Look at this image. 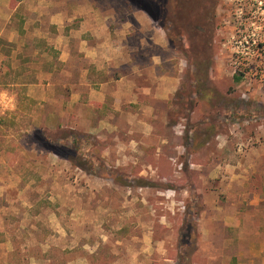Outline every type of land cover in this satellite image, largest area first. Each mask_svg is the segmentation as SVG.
<instances>
[{"label": "rangeland", "instance_id": "obj_1", "mask_svg": "<svg viewBox=\"0 0 264 264\" xmlns=\"http://www.w3.org/2000/svg\"><path fill=\"white\" fill-rule=\"evenodd\" d=\"M18 1L5 10L17 43L0 38V264H140L146 239L165 240L173 264H203L211 256L246 257L251 242L264 243V62L250 42L264 39V0H182L203 19L184 23L182 34L178 16L170 14L163 29L125 0H83L109 14L111 29L126 21L132 37L125 42L162 59L165 81L175 88L156 104L162 116L126 119L100 135L68 120L44 125L46 59L54 57L26 35ZM52 1L66 10L64 0ZM81 20L73 17L65 28ZM235 71L246 73L239 84ZM34 83L45 100L28 96ZM133 120L156 134L145 136L127 124ZM141 179L149 185L139 186ZM219 205L230 211L223 218L242 222L238 243L223 250L221 236L236 235L210 219H219L208 212ZM235 207L241 213H231ZM209 221L217 232L212 243ZM148 260L163 264L156 252Z\"/></svg>", "mask_w": 264, "mask_h": 264}, {"label": "crops", "instance_id": "obj_2", "mask_svg": "<svg viewBox=\"0 0 264 264\" xmlns=\"http://www.w3.org/2000/svg\"><path fill=\"white\" fill-rule=\"evenodd\" d=\"M9 3L10 0H0V38L12 44L17 43L19 34L5 24L11 17L5 14ZM18 6L25 8L23 13L26 18L25 29L28 32L26 35L45 45L44 49H48L54 57L46 59L50 62L45 80L51 99L47 98L45 101L50 108H41L44 112L50 109L44 114L45 126L63 127L68 120L80 132L100 135L116 132L125 125L126 119L138 120L143 116L149 118L161 115L156 104L168 100L175 88L173 84L170 86L165 81L167 78L163 75L162 59L151 53L142 43L129 46V40L125 42L132 37L126 21L119 30L111 29L109 14L100 12L95 3H85L83 0H64L63 4H59L66 7L64 11L57 9L58 5L52 0H21L18 1L16 7ZM83 6L87 7L88 13H85ZM78 16L83 18L79 25L75 23L74 28H65L71 24L73 17ZM138 18L142 25L149 20L146 15ZM46 23L49 24L48 29L38 30V25L42 29ZM153 71H159V74L156 75ZM32 85L28 96L36 101L45 100L36 93L34 86L37 83ZM134 120L127 124L139 126V131L145 136L156 134L149 125L143 130L140 127L145 124ZM144 164L148 165L146 162ZM208 212L220 215L219 219H210L223 220L222 224L226 228L235 229L234 239L221 236V249L233 245L235 241L238 243L242 224L240 219L223 218L230 211L220 205L210 207ZM231 213H241V207H235ZM204 228L208 241L212 243L217 233L215 225L209 221L204 224ZM254 234L255 237L259 236L257 231ZM143 241L144 246L140 250L143 261L140 264H146L149 261L148 256L153 252L160 256L163 264H173L175 259L168 256L167 251L172 250L165 249V240ZM250 245L246 257L241 252H236L231 258L222 256L224 258L221 261L211 256L206 257L203 264H264V243L251 242ZM212 249L211 245L210 250L208 249L210 254L214 252ZM193 263L197 264L194 261Z\"/></svg>", "mask_w": 264, "mask_h": 264}, {"label": "trees", "instance_id": "obj_3", "mask_svg": "<svg viewBox=\"0 0 264 264\" xmlns=\"http://www.w3.org/2000/svg\"><path fill=\"white\" fill-rule=\"evenodd\" d=\"M128 3H132L137 6L139 10L145 12L153 21L161 22L160 25L163 29H166V20H170L172 22V16H178L179 25L176 26V31L183 33L182 28L184 27V23H198V25L203 21L197 15V6L194 3L187 5L188 1L182 0H125ZM157 2V3H156ZM168 5L169 9L164 5ZM190 6V8H189ZM213 11V10H212ZM172 16H171V15ZM177 24V23H176ZM209 40V39H208ZM250 42L254 43V47L259 55L258 58L263 60L264 62V39L258 38H250ZM245 71H235L232 81L235 84L241 83L245 78ZM149 184L144 182L142 179L139 181V186H148Z\"/></svg>", "mask_w": 264, "mask_h": 264}]
</instances>
